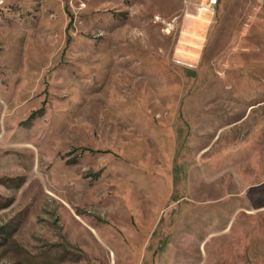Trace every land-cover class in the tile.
I'll use <instances>...</instances> for the list:
<instances>
[{"label": "rangeland", "instance_id": "rangeland-1", "mask_svg": "<svg viewBox=\"0 0 264 264\" xmlns=\"http://www.w3.org/2000/svg\"><path fill=\"white\" fill-rule=\"evenodd\" d=\"M210 4L3 0L0 264H264V0Z\"/></svg>", "mask_w": 264, "mask_h": 264}, {"label": "built area", "instance_id": "built-area-1", "mask_svg": "<svg viewBox=\"0 0 264 264\" xmlns=\"http://www.w3.org/2000/svg\"><path fill=\"white\" fill-rule=\"evenodd\" d=\"M202 1H209L211 3L210 6H209V10H211L212 6L217 2V0H202ZM2 3H3V0H0V4H2ZM202 5L204 6V4H202ZM200 9L202 10L203 8H200ZM205 10H208V8L205 7Z\"/></svg>", "mask_w": 264, "mask_h": 264}]
</instances>
